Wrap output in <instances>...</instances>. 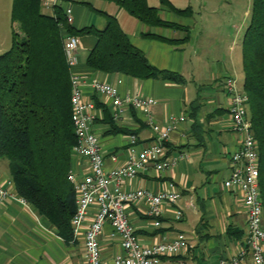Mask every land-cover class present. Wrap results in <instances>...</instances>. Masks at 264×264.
Masks as SVG:
<instances>
[{"label":"crops","instance_id":"0c3cea01","mask_svg":"<svg viewBox=\"0 0 264 264\" xmlns=\"http://www.w3.org/2000/svg\"><path fill=\"white\" fill-rule=\"evenodd\" d=\"M162 1L147 0L151 7L158 8L164 20L184 25L189 31L148 26L116 0H59V6L65 14L71 9L70 24L79 30L89 26L103 29L108 16L116 17L131 43L146 54L152 65L181 74L183 83L164 78L141 80L91 68L86 60L97 43L94 35L77 36L79 62L71 72L83 77L84 98L96 105L97 118L92 130L100 138L107 171L125 165L130 134H136L141 143H150L159 135L153 130V123L162 129L176 125L165 143L166 154L185 158L162 173L148 166L126 180L123 188L159 193L174 186L181 192L179 201L164 204L159 227L149 216V204L144 201L131 203L126 211L144 245L171 240L177 233L187 236V249L175 257H164L160 264H221V259L241 249L247 228L242 193L224 186L230 175L231 154L239 146V136L232 130L224 79L240 78L242 41L249 26L245 20L251 12L245 11L243 19L235 7L220 16L219 10L225 8L223 3L167 0L171 8ZM186 8L190 13L175 10ZM43 12L53 15L55 7L43 6ZM13 25L19 27L17 22ZM146 33L166 39H183L187 35L189 38L175 44L145 37ZM235 41L239 42L233 45ZM5 45H0V54L8 50H4ZM118 79L122 80L119 90L123 97L140 95L154 101L148 111L129 109L121 113L118 122L114 121L111 100L97 92L92 83L95 80L115 83ZM71 169L82 175L87 171L86 160L73 156ZM0 184L19 196L9 162L3 158H0ZM179 210L181 217L177 216ZM94 217L95 207L89 211L80 234L67 239L30 203L5 200L0 203V264H88L85 232ZM100 245L105 264H112L116 255L124 254L120 237L114 234L110 223L104 226ZM246 264L253 263L248 260Z\"/></svg>","mask_w":264,"mask_h":264},{"label":"trees","instance_id":"16d2710c","mask_svg":"<svg viewBox=\"0 0 264 264\" xmlns=\"http://www.w3.org/2000/svg\"><path fill=\"white\" fill-rule=\"evenodd\" d=\"M148 26L189 31L164 20L147 0H116ZM164 5H172L162 1ZM180 14L190 9H175ZM250 24L242 41L243 87L249 96L248 113L258 142L260 188L264 205V0H252ZM11 47L0 54V158L7 159L19 196L49 219L67 239L73 235L71 220L76 193L68 179L76 135L72 121L71 73L64 43L69 35H94L97 43L86 63L91 68L141 80L164 78L183 83L181 74L152 65L134 46L114 16L103 29H76L67 22L62 7L43 12V0H13ZM158 38L179 44L183 39ZM118 130V129H116Z\"/></svg>","mask_w":264,"mask_h":264},{"label":"built area","instance_id":"2783aa9c","mask_svg":"<svg viewBox=\"0 0 264 264\" xmlns=\"http://www.w3.org/2000/svg\"><path fill=\"white\" fill-rule=\"evenodd\" d=\"M59 0H43V6L51 8L59 5ZM71 9L66 10L67 22L73 21ZM78 37L69 35L65 39L64 50L71 73V108L72 121L76 135L73 156L83 158L87 162V171L80 175L70 168L68 179L76 193V211L71 224L73 236L77 237L87 220L89 211L95 207V217L85 232V253L88 264H105L101 256L100 237L104 226L110 223L114 234L121 240L124 254L115 256L112 264H160L164 257H175L187 249L189 242L184 233H177L171 239L160 243L144 245L132 225L127 207L131 203L144 201L149 204L148 214L155 225H161L164 204H175L181 192L174 186L169 191L154 193L143 188L126 190L123 184L133 179L148 166H154L159 172L176 165L181 158L166 154L165 143L176 125L162 129L153 123V130L159 135L150 143H141L136 134L129 135V157L125 165L107 171L101 141L92 130L97 118V108L92 101L85 100L83 95L84 79L71 72L78 64ZM118 79L115 83L101 80L93 81L95 90L108 97L113 105V119L118 122L121 113L129 109H146L154 103L140 95L122 96ZM225 93L229 98L228 111L231 117L232 130L239 136V146L230 157V175L224 181L228 190L238 189L247 209V228L243 245L237 254L221 259V264H264V205L260 188V156L258 142L255 137L252 121L248 113L249 96L237 76L224 79ZM8 199L24 198L12 194L0 184V203ZM179 210L177 216L181 217Z\"/></svg>","mask_w":264,"mask_h":264},{"label":"rangeland","instance_id":"374dc122","mask_svg":"<svg viewBox=\"0 0 264 264\" xmlns=\"http://www.w3.org/2000/svg\"><path fill=\"white\" fill-rule=\"evenodd\" d=\"M199 1L200 2L210 1L214 4H221V3L225 4V8L224 9L221 8L219 10L220 16L222 15V13H228L229 11H231V9L235 7L238 11V15H240L241 18L245 19V11L249 10V12H251L252 9V0H199ZM12 5H13V0H0V45L6 43L4 50L9 49L12 45L13 30L16 31L19 30V27L14 26L11 20ZM250 17H251L250 14L246 17L245 22L247 23V25L250 24ZM238 42L239 41H235L233 45L238 44ZM239 80H240L239 82L242 84L244 80V74L242 70L240 71Z\"/></svg>","mask_w":264,"mask_h":264}]
</instances>
